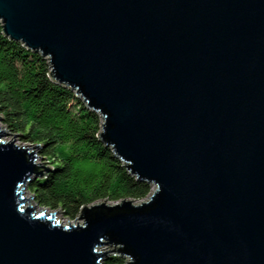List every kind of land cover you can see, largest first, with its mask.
Here are the masks:
<instances>
[{
    "label": "water",
    "instance_id": "obj_1",
    "mask_svg": "<svg viewBox=\"0 0 264 264\" xmlns=\"http://www.w3.org/2000/svg\"><path fill=\"white\" fill-rule=\"evenodd\" d=\"M0 21L155 188L63 225L25 197L41 147L0 127V264H264V0H0Z\"/></svg>",
    "mask_w": 264,
    "mask_h": 264
},
{
    "label": "trees",
    "instance_id": "obj_2",
    "mask_svg": "<svg viewBox=\"0 0 264 264\" xmlns=\"http://www.w3.org/2000/svg\"><path fill=\"white\" fill-rule=\"evenodd\" d=\"M0 115L22 144L41 147L47 173L29 184L41 207L77 220L97 202H139L151 194L152 186L131 175L101 141L100 115L55 83L48 60L7 37L1 21ZM105 264H126V258L112 255Z\"/></svg>",
    "mask_w": 264,
    "mask_h": 264
},
{
    "label": "rangeland",
    "instance_id": "obj_3",
    "mask_svg": "<svg viewBox=\"0 0 264 264\" xmlns=\"http://www.w3.org/2000/svg\"><path fill=\"white\" fill-rule=\"evenodd\" d=\"M0 127L6 129L7 133H8L9 135H12L11 132H9V130L4 126L3 121L0 122ZM5 140H6V141H12V140H14V139H13V136H9V137H6ZM16 141H17V144H18V145H26V144H22V143L18 140V138H16ZM40 158H41V159H40ZM38 163H39L40 165L42 164L43 167H46V168L48 167V164H47L46 160H44V159L40 156V154H39ZM41 174H46V172H45V171H42ZM42 177H43V176H42ZM42 177H38V178H42ZM38 178H35V179H38ZM35 179H34V180H35ZM34 180H33V181H34ZM154 189H155V188H152V192L154 191ZM25 197L28 198L29 201L33 202V204H34L35 206H38V210H44V211H46L47 213H53V214L56 213V214L54 215L55 218H56V221L60 222L61 224L63 223V225H68L69 223L76 224L77 221H79V220H76V221H75V220H71V219L67 218V217L65 216V214H63L60 210L53 211V210H51V209H46V208L41 207V206L36 202V199L34 198V195L31 193V191H30V185H28V187H27V189H26ZM30 198H33V200L30 199ZM137 202H138V201H137ZM110 203H111V202H110ZM111 204H113V203H111ZM32 206H33V205H32ZM35 206H34V207H35ZM57 212H58V213H57ZM74 222H75V223H74ZM80 223H82V221H80ZM114 249H115V248H113V247L111 248V247H109V246H106V247H103V249H101V251H103V252L112 251V252H113ZM112 255L114 256L115 254H114V253H111V254L108 255L107 258H110V256H112ZM128 261H129V260L126 259V264H127Z\"/></svg>",
    "mask_w": 264,
    "mask_h": 264
},
{
    "label": "bare ground",
    "instance_id": "obj_4",
    "mask_svg": "<svg viewBox=\"0 0 264 264\" xmlns=\"http://www.w3.org/2000/svg\"><path fill=\"white\" fill-rule=\"evenodd\" d=\"M28 199V198H27ZM28 204H30V205H33V206H35L34 204H33V202H31V201H28ZM39 212H42V211H44V210H38ZM46 214H47V212L46 211H44ZM56 219V218H55Z\"/></svg>",
    "mask_w": 264,
    "mask_h": 264
}]
</instances>
